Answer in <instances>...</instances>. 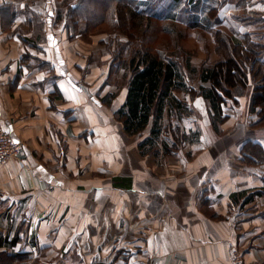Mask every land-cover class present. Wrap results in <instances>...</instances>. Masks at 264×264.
I'll use <instances>...</instances> for the list:
<instances>
[{"label":"crops","instance_id":"obj_1","mask_svg":"<svg viewBox=\"0 0 264 264\" xmlns=\"http://www.w3.org/2000/svg\"><path fill=\"white\" fill-rule=\"evenodd\" d=\"M15 33L0 18V126L21 144L0 161L1 253L48 264H233L238 249L264 264L263 173L136 169L123 123L120 141L111 132L103 82H85L79 45Z\"/></svg>","mask_w":264,"mask_h":264},{"label":"rangeland","instance_id":"obj_2","mask_svg":"<svg viewBox=\"0 0 264 264\" xmlns=\"http://www.w3.org/2000/svg\"><path fill=\"white\" fill-rule=\"evenodd\" d=\"M9 1L13 2V7L4 12V15L14 17L15 14L21 25L18 26L17 22L13 23L8 32H17L20 38L29 35L30 39L35 38L39 33L46 38L47 34L52 32L56 38L58 34L60 39L65 37L66 45L69 41V45H79L78 54L81 53L80 57L86 60V69L92 72L85 82L90 87H99L103 82L99 89L104 92L103 97H106L103 103L106 106L107 118L113 121L111 132L114 136L117 134L116 131L121 132L122 120L117 110L125 100L127 83L131 75L130 68L126 65L130 49L134 50L135 47L150 44L164 52L165 55L172 52L177 53L175 55L181 59L192 90L190 93L177 92V96L185 104V110L180 119L178 115L165 116L164 126L166 127L161 133L160 142L155 147L158 155L153 152L142 153L139 148V143L150 134L151 125L135 135H123L122 133V141L125 140L123 146L126 141L131 144L129 146L133 167L139 170H146V168L151 170H204L203 167L206 168L205 170H217L227 167L230 170H249L264 174V160L249 150L253 145L250 140L257 141L264 148V125L256 123L260 116V107L252 111V92L255 86L252 74L248 72L251 81L247 92L227 100L224 108L225 119L218 121L216 123L218 127L215 128L213 111L201 94L202 86H209L210 83L203 82L199 74L193 73L184 65L187 56H191L192 67L198 70L215 62L219 55L216 50L217 42L213 35V30H216L215 26L225 28L227 31L223 30V34L226 32L229 36L231 33H236L244 38V34L248 32L252 39L264 43V0L226 2L225 4L228 5H222L218 11L219 19L224 21L219 24L213 22V30L205 29L203 26H192L193 17L190 14L193 13L190 11L183 22L144 18L142 26H137L136 23L133 24L132 16L127 17L119 11L122 5L119 4L114 6L115 9L112 8L114 13L111 17L113 16L114 23H111V18L108 17L107 20L104 19L103 22L96 24L95 20L97 21L102 14L105 15V6L109 0H61L63 5L60 8L58 0H4L2 5ZM27 1L29 3L25 6ZM73 1L80 2L74 10L72 7L69 8ZM186 3L183 9L188 10L189 6ZM102 6H104V11ZM72 15L73 18L79 19L81 26L88 21L90 23L88 28L82 26V30L78 28L75 32L69 28L68 24L72 22ZM212 18L210 23H212ZM125 22H130L129 26L124 24L123 27L122 24ZM138 27L141 29L138 30ZM144 29L146 33H143ZM124 44L129 46L128 53L121 52L120 48ZM68 50L71 48L68 47ZM74 61L75 59L72 60ZM37 64H40L41 68L45 67L43 63ZM112 92L114 94L110 95ZM171 119L173 129L183 140H180L167 126L166 122ZM164 140L167 142L168 150L163 148L162 141ZM135 141L138 142V152L135 149ZM249 143L250 147H248ZM112 150L116 151V148ZM126 168L128 169L127 166ZM261 205L264 208L263 204ZM44 257L38 260V255H28L24 259L14 260L12 264L50 263V260ZM5 258L6 256L0 253V264L6 262Z\"/></svg>","mask_w":264,"mask_h":264},{"label":"trees","instance_id":"obj_3","mask_svg":"<svg viewBox=\"0 0 264 264\" xmlns=\"http://www.w3.org/2000/svg\"><path fill=\"white\" fill-rule=\"evenodd\" d=\"M239 1L242 2L243 0H109L105 6V15L102 14L97 21L95 20V23L103 22L108 17L111 18L110 22L114 23L113 16L111 17V14L114 13L112 8L115 5L122 4L119 11L127 17L132 16L133 24L136 23L137 26H142L144 18L167 22H183L190 11L193 13L190 14L193 17V20H191L192 26H203L205 29L213 30V22L219 24L224 21L218 17L221 6L226 2ZM185 2L189 6L188 10L187 8L183 9ZM28 3L29 1L25 3V6ZM61 3V0H58L59 8L63 5ZM79 3V1H73L69 8L72 7L74 10ZM12 7V1L5 2L0 6L3 31L12 28L15 22L18 23V26L21 25L18 22V16L15 14L14 17L13 15L5 17L4 12L12 9ZM102 7L104 11V6ZM92 9L95 8L92 7ZM52 12L54 13L53 9ZM59 15H62L61 11ZM211 18L212 23H210ZM128 21L130 20L128 19ZM129 23L125 22L122 26L124 27V24L129 26ZM88 25L90 23L85 21L82 26L88 28ZM82 26L79 19L73 18L72 15V22L68 24V27L75 32V30L78 31V28L82 30ZM215 28L213 35L217 42L216 50L219 54L215 62L198 70L192 67L191 56H187L184 64L193 73L199 74L203 82L210 83L209 86H202L201 94L208 101L213 111L215 128L218 127L216 124L218 121L225 119L224 108L227 100L247 92L251 81L248 72L252 74V80L255 84L252 92V111H256V108L260 107V116L256 123L264 125V43L252 39L248 32L242 38V36H238L240 34L236 33H231L230 36L226 32L223 34L225 28L216 26ZM140 29L138 27V30ZM121 31L126 33L123 29ZM143 33H146L145 29ZM120 49L121 52L128 53L129 46L124 44ZM172 53L165 55L157 47L149 44V46L135 47L134 50L130 49L129 59L126 62L131 75L127 83L125 100L117 110V114L122 120L125 133L128 135L141 133L147 126L151 125L150 134L139 143L142 153L153 152L159 154L155 147L160 142L161 133L166 127L164 126L165 116L178 115V119H180L183 110H185V104L177 96V92L190 93L192 91L182 67L181 59L175 55L176 52ZM29 55L28 53L24 54V61L30 57ZM43 64L45 63L43 62ZM166 124L180 140H183L173 129L172 119L168 120ZM162 143L163 148L168 150L167 142L164 140ZM250 143L253 145L251 146ZM250 143L248 145V147L251 146L249 148L250 152L264 160V148L257 141L250 140ZM256 193L260 194L261 192ZM252 196L246 198L245 201L252 199ZM3 255L6 256L4 264H12L14 260L24 259L27 256L19 253H8L7 251H4Z\"/></svg>","mask_w":264,"mask_h":264},{"label":"built area","instance_id":"obj_4","mask_svg":"<svg viewBox=\"0 0 264 264\" xmlns=\"http://www.w3.org/2000/svg\"><path fill=\"white\" fill-rule=\"evenodd\" d=\"M21 153V144L17 140L14 128L11 124L0 126V161H6L9 158L16 157ZM233 264H247L244 260L242 252L233 249Z\"/></svg>","mask_w":264,"mask_h":264}]
</instances>
